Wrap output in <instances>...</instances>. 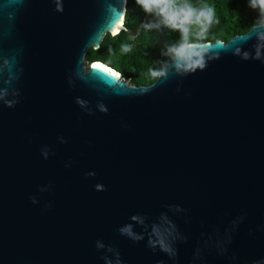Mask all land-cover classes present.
Instances as JSON below:
<instances>
[{"label":"water","instance_id":"95a60500","mask_svg":"<svg viewBox=\"0 0 264 264\" xmlns=\"http://www.w3.org/2000/svg\"><path fill=\"white\" fill-rule=\"evenodd\" d=\"M126 4L0 0V89L17 101L0 99V264H104L97 240L122 264H264V27L196 43L182 59L203 69L136 85L87 59L126 30ZM129 223L143 239L119 234ZM173 225L174 260L148 246Z\"/></svg>","mask_w":264,"mask_h":264},{"label":"clouds","instance_id":"9594fccd","mask_svg":"<svg viewBox=\"0 0 264 264\" xmlns=\"http://www.w3.org/2000/svg\"><path fill=\"white\" fill-rule=\"evenodd\" d=\"M136 4L144 11L145 14L151 16L153 19L145 22L141 25L144 30H152L160 28H167L172 31H178L180 34L179 41L169 44L166 46L165 51L162 53L164 56L169 58V62L163 65L160 70L149 69L148 72L152 78L162 77L165 75V71L169 65H171L175 71L179 74H184L188 72H194L197 68L203 69L205 67V62L203 56L199 59H194V62L189 64L186 63L182 56L186 49H196L198 45L194 42L189 43L188 37L191 35L195 40L202 39L208 31V28L214 22V9L208 5H203L200 7L194 6L189 0H135ZM23 0H15L17 6L21 5ZM249 6L258 10V18L256 20L257 27H264V0H249ZM56 11H62V7H57ZM116 35V32L112 33ZM129 39H134L130 36ZM132 45L127 43H122L120 46V51L122 53H127L131 51ZM264 50V45L256 46L255 54L253 59H261V53ZM240 54L242 59H248V53H241L240 49L233 52V55ZM211 58V57H210ZM99 67L100 65H96ZM8 95V89H0V99L4 100V103L8 107H12L17 101L15 99H5ZM16 95L15 92L12 94ZM76 103L84 107L87 102L77 98ZM97 108L101 112H107V107L105 105L98 104ZM91 115V113H89ZM65 139L61 138V143H65ZM42 156L46 160L48 158L47 149H43L41 152ZM86 175L94 176V172H88ZM95 191H103L104 186L101 184L94 185ZM32 203H35V197H32ZM174 207L176 211H182L179 205L169 206ZM247 211L239 215L236 218L235 227L238 228L239 224L242 223ZM131 221L137 224H143V218L133 215L130 217ZM118 232L122 236H126L133 242L139 241L144 238L143 233H137L133 230V224H126L118 229ZM154 237V238H153ZM186 238L176 230L173 225L171 230L167 231L166 235H161L153 226L149 239L148 246L153 251H160L164 253L169 259L174 260L177 255V249L175 247L177 241H183ZM231 243V237L228 238H218L215 244L218 254H223L227 250V245ZM95 247L97 250L104 249L106 253H111L113 258H109L108 255H102L100 259L104 261V264H122L119 259V253L114 251L111 246H106L101 240L95 241ZM201 258L200 250L197 249L194 253V259L199 260ZM159 264V262H158ZM230 264H235V259L230 261Z\"/></svg>","mask_w":264,"mask_h":264},{"label":"trees","instance_id":"16d2710c","mask_svg":"<svg viewBox=\"0 0 264 264\" xmlns=\"http://www.w3.org/2000/svg\"><path fill=\"white\" fill-rule=\"evenodd\" d=\"M196 7L208 5L214 9V22L205 36L195 40L191 35L189 43L229 41L236 35L245 34L256 26L258 10L249 6V0H189ZM153 19L136 4L127 0L125 28L115 36L108 34L99 49H90L87 54L89 62H102L119 72L124 78L136 85L149 86L156 79L149 69L160 70L169 58L162 53L169 44L180 39L178 31L167 28L144 30L141 25ZM133 36L134 39H129ZM122 43L131 44V51L122 53Z\"/></svg>","mask_w":264,"mask_h":264},{"label":"snow or ice","instance_id":"6c2138e0","mask_svg":"<svg viewBox=\"0 0 264 264\" xmlns=\"http://www.w3.org/2000/svg\"><path fill=\"white\" fill-rule=\"evenodd\" d=\"M93 67H97L96 65H94ZM113 75H117L116 73H112Z\"/></svg>","mask_w":264,"mask_h":264},{"label":"bare ground","instance_id":"6f19581e","mask_svg":"<svg viewBox=\"0 0 264 264\" xmlns=\"http://www.w3.org/2000/svg\"><path fill=\"white\" fill-rule=\"evenodd\" d=\"M116 30H118V28Z\"/></svg>","mask_w":264,"mask_h":264}]
</instances>
